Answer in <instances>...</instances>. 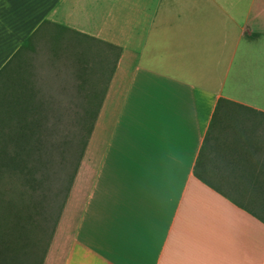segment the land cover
I'll return each mask as SVG.
<instances>
[{
    "label": "crops",
    "instance_id": "obj_1",
    "mask_svg": "<svg viewBox=\"0 0 264 264\" xmlns=\"http://www.w3.org/2000/svg\"><path fill=\"white\" fill-rule=\"evenodd\" d=\"M29 38L116 51L40 264H264V221L211 186L264 172V132L211 128L221 98L264 112V0H0V69Z\"/></svg>",
    "mask_w": 264,
    "mask_h": 264
},
{
    "label": "trees",
    "instance_id": "obj_2",
    "mask_svg": "<svg viewBox=\"0 0 264 264\" xmlns=\"http://www.w3.org/2000/svg\"><path fill=\"white\" fill-rule=\"evenodd\" d=\"M34 39L29 38L27 43L21 48V51L17 50L12 58L0 69V81L8 84L7 90H12L3 93L2 99L0 100V179H3L9 173L13 175L15 179L20 181V185L24 189H28L25 192L31 201H33L35 194H37L35 188L49 180V156H53L56 148L65 146L68 143L60 127L62 123L60 118L65 114L64 108L52 102L43 101V96L39 95L41 90H38V88H30V85L29 87L25 86L27 84L23 83L22 80L19 82L11 80V73L14 71V67L21 69L20 67L23 64L24 59H19V55L30 46V43ZM110 47L113 48L115 55V47L112 45ZM19 83L22 85H19ZM103 93L99 97L96 105L90 102L80 106L78 133L73 137L75 146H78L80 149L77 162L69 179L65 198L99 110ZM87 97L90 99V97H95V94L87 95ZM222 114L244 115L251 117V121L228 124L215 123L216 116ZM262 115H264V112L221 98L213 112L211 128L213 125L218 124L221 126L220 131L238 134V137L233 139L236 146L235 149L247 150L253 142L250 134L259 131L264 132L263 123L252 121L253 117ZM89 116H91L90 124L88 128L84 129L88 122L87 117ZM244 159L236 156L234 157V162L237 163ZM195 172L204 182H212L209 181L210 179L207 177L206 171L204 174ZM223 177H228L229 182L226 181V184H224L220 181H215V184L211 185L212 188L264 221V172L247 170L235 164L228 171L217 172L216 178ZM1 193L0 202L9 204L17 202L13 199L5 200V198H2L4 194ZM18 209L10 217V220L6 222L8 226L11 224L10 236L5 234V232H0V264H14L11 259L12 257L7 256L6 253L9 251L8 246H11V243L16 245L17 239H23L25 233H21L24 228L21 220H19L18 213L22 210L20 208ZM0 225L1 227L5 226L4 222ZM48 243L44 248L43 254L46 251ZM14 246L10 247L12 251L16 250ZM10 254L11 252L9 251ZM42 256L38 264H40Z\"/></svg>",
    "mask_w": 264,
    "mask_h": 264
},
{
    "label": "rangeland",
    "instance_id": "obj_3",
    "mask_svg": "<svg viewBox=\"0 0 264 264\" xmlns=\"http://www.w3.org/2000/svg\"><path fill=\"white\" fill-rule=\"evenodd\" d=\"M113 57V48L88 38H35L19 55V59H24L23 64L21 69L14 67L11 80H22L27 84L25 86L38 88L43 101L64 108L60 127L68 143L56 148L53 156H49V180L35 188L37 194L33 201L27 197L25 191L28 189H24L13 175L9 173L0 179V192L4 194L2 198L17 201L12 204L0 202V224H5L3 227L0 225V232L9 235L11 224L8 226L7 220L18 208L22 210L18 216L24 228L21 233L25 232L23 239H17L15 246L12 243L8 246L10 255L9 251L6 252L14 264H38L50 240L78 158L80 148L75 146L73 137L78 133L80 106L90 102L97 104L105 88ZM7 87L8 84L0 81V100L3 93L12 91ZM92 94L95 97L89 99L87 95ZM87 119L84 129L88 128L91 116ZM12 246L15 251L11 250Z\"/></svg>",
    "mask_w": 264,
    "mask_h": 264
}]
</instances>
